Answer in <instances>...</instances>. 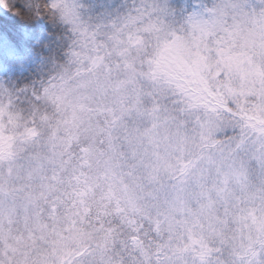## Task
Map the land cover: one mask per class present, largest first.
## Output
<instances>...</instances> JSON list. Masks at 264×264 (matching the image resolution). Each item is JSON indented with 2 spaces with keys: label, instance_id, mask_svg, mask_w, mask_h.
<instances>
[{
  "label": "rangeland",
  "instance_id": "374dc122",
  "mask_svg": "<svg viewBox=\"0 0 264 264\" xmlns=\"http://www.w3.org/2000/svg\"><path fill=\"white\" fill-rule=\"evenodd\" d=\"M93 1L52 0L62 23L77 35L78 50L73 54L74 63H78L74 72L79 76L77 93H95L98 89L103 93L102 88L109 84L108 63L112 59L111 64L123 70L127 69L124 64H129V73H134L137 65L153 62L136 41L141 46L139 38L152 41L153 36L146 34L159 33L161 9L168 0ZM170 1L183 4L185 0ZM207 1L210 4L202 6V11L195 9L182 25L172 26L171 34H163L154 43L167 46L163 59L170 60L173 76L181 67V75L199 77L233 103L250 106L264 123V0ZM0 11H7L4 0H0ZM34 61V57L21 60L11 71L21 73ZM122 76L125 85L114 83V95L124 92L127 78ZM6 92L0 78V97ZM138 111L135 105L119 112L118 119L125 114V119L132 115V121L119 139L117 149L123 158L114 168L105 164L99 174L87 167L79 175L70 170L68 178L52 181H41V169L61 158L58 142L63 134L47 114L32 122L33 138L24 141L26 159L15 161L16 166L27 164L28 175L22 176V171L16 174L14 162L0 169L7 187L0 191V264H224L206 256L201 248L215 244L237 252L252 248L264 238V138L239 151L233 141L186 165L203 142L233 130L228 121L203 113L200 122L195 113H190L183 129L178 130L167 116L152 113L143 119ZM15 121V115L0 100V148L9 133L20 134L23 129L14 126ZM50 127L53 132L48 135ZM53 148L58 155L52 154V161ZM134 158H140L143 164L135 163ZM250 165L256 174L262 173L259 182L258 176L250 177ZM30 180L37 182L38 189L30 185ZM95 191L107 203H114L122 223L135 229L138 225L133 221L140 215L149 223L160 241L153 258L147 259L139 245L124 261V246L118 252L106 247L109 243L98 231L77 228L78 209ZM42 201H46L50 213L40 211ZM12 217L15 220L10 221ZM49 221L53 227L51 239L35 230V235L25 240V232L21 233L25 225ZM47 246L52 250L50 255ZM112 254H117L116 261ZM253 264H264V252Z\"/></svg>",
  "mask_w": 264,
  "mask_h": 264
},
{
  "label": "trees",
  "instance_id": "16d2710c",
  "mask_svg": "<svg viewBox=\"0 0 264 264\" xmlns=\"http://www.w3.org/2000/svg\"><path fill=\"white\" fill-rule=\"evenodd\" d=\"M4 1L7 11L4 13L0 11V78L4 79L7 92L3 93L0 100L15 115L16 121L12 124L20 125L23 129L20 134L9 133L6 144L0 148L1 170L7 167V162L9 165L14 162L12 166L16 174L18 171H22L21 174L28 171L27 164L16 166L15 161L26 159L24 141L33 138V135H30L32 130L30 125L45 114L51 117L56 129L63 134L62 141L58 142L61 144L59 154L60 148L62 152L59 160L41 169L44 172L41 181H52L58 177L67 178L68 172L70 170L75 172L76 167L80 171L85 166L100 169L101 165L107 163L114 168L115 163L123 158V154L117 149L119 139L132 121V115L125 119L123 114L121 119H118L119 112L124 108L130 110L135 105L138 106V116L141 118L146 119L152 113L167 116L170 118L171 126L178 130L183 129L184 121L190 113H195L200 122L203 120V113L215 119L228 121L233 130L223 135L217 133V136L209 138L206 143L203 142L187 159L186 165L197 162L204 154L209 156L233 141L237 142L239 151L249 145L248 143L264 138L262 117L258 116L254 109L233 103L199 77L181 75V67L178 69V75L173 76L169 70V66H172L170 60L168 57L163 59L167 46L154 43L163 34H171L172 26L182 25L192 11L195 9L202 11V6L210 4L209 1L185 0L183 4H178L177 1L168 0L161 9L159 33L146 34L153 36L152 41L149 37L139 38L141 46L136 41V46L142 47L143 54L152 58L153 62L137 65L134 73H129L131 70L129 64H124L127 67L124 71L122 66L116 67L111 64L114 60H110L107 75L109 84L102 88L103 93L99 89L95 93L84 91L77 93L76 81L79 76L74 72L78 63H74L73 60V54L78 50L77 35L70 26L62 23L52 6V0ZM93 2L98 3V0ZM32 57L35 58L34 63L23 72L11 71L19 61ZM122 75L127 78L126 87L121 95H114L112 92L114 83H119V86L125 85ZM59 94L65 98H61ZM127 96L130 98L127 99ZM70 100L74 101L68 106ZM55 114L58 115L53 117ZM198 131L197 128L194 133ZM46 132L51 135L53 129L50 127ZM52 154L58 155L54 148L50 152L53 161ZM137 156L139 155L135 157ZM134 160L137 164H143L140 158ZM249 173L250 177L258 176L256 182L262 178V173L256 174L255 168L251 165ZM47 174L51 175L48 177ZM29 183L38 189L37 182L32 183L30 180ZM6 188L5 176H0V191ZM41 206V212L48 210L45 201L41 202ZM79 211L82 221L78 223V228L84 226L89 232L98 231L100 237L109 243L106 247L118 252L119 248L124 246L122 249L124 261H128V256L136 252L139 245L147 253V259L153 258L159 251L160 241L148 222L143 221L142 225L139 224L135 229L122 223L114 203H107L101 194L86 197ZM24 217L25 214L18 221ZM13 220L14 217L10 219ZM50 223L51 221L46 224H27L26 230L21 233L25 232L26 241L35 235L33 233L35 230H38L37 234L40 236L47 235V238L51 239L53 227ZM27 230L30 233H26ZM249 248L244 247L236 252L213 244L201 248V252L214 261H224V264H253L264 252V238ZM46 253L52 254L50 246L46 247ZM116 255L112 254L114 258H117ZM146 264L153 263L149 261Z\"/></svg>",
  "mask_w": 264,
  "mask_h": 264
}]
</instances>
